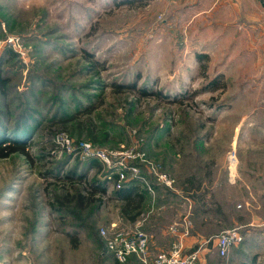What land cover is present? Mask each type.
Returning <instances> with one entry per match:
<instances>
[{
	"label": "rangeland",
	"instance_id": "rangeland-1",
	"mask_svg": "<svg viewBox=\"0 0 264 264\" xmlns=\"http://www.w3.org/2000/svg\"><path fill=\"white\" fill-rule=\"evenodd\" d=\"M209 1L0 0V145L25 147L0 157V264H145L119 262L101 230L154 221L148 199L127 222L136 206L114 196L115 167L62 150L60 133L144 152L189 186L197 210L225 225L211 220L200 239L242 230L233 206L264 223V40L227 28ZM148 231L152 260L166 239L159 224ZM251 243L219 256L212 239L200 264H264V249L241 252Z\"/></svg>",
	"mask_w": 264,
	"mask_h": 264
},
{
	"label": "built area",
	"instance_id": "built-area-1",
	"mask_svg": "<svg viewBox=\"0 0 264 264\" xmlns=\"http://www.w3.org/2000/svg\"><path fill=\"white\" fill-rule=\"evenodd\" d=\"M8 42L23 57L26 55L22 50L21 42L17 36H9ZM57 143L62 150L72 153L80 158H95L103 161L108 166L115 167L116 170V188H122L129 181H141L146 185L149 192L154 193L153 183L149 182L141 172V165L145 163L148 172L158 181L165 182L172 186L174 179L169 178L167 174L160 172L159 166L148 160L144 152H135L127 150L125 153L118 150H108L96 147L92 141L80 140L74 142L66 133L57 135ZM144 185V186H145ZM192 222L185 217L182 220L174 222L169 227V232L175 239L171 247L167 250H161L150 260V236L143 229V219L137 221L133 227L118 229L108 233L102 229L101 233L106 237V246L112 252L119 262H125L132 255H137L145 264H200L209 242L214 239L219 256H226L231 247L243 241V235L240 227L233 226L218 234L215 238L201 239L195 249L186 252L185 239L190 236Z\"/></svg>",
	"mask_w": 264,
	"mask_h": 264
},
{
	"label": "crops",
	"instance_id": "crops-1",
	"mask_svg": "<svg viewBox=\"0 0 264 264\" xmlns=\"http://www.w3.org/2000/svg\"><path fill=\"white\" fill-rule=\"evenodd\" d=\"M179 1L187 2L189 4H196L200 0ZM204 10L205 12H209V15H214L215 11L221 12V23L227 26V28L230 26H234L236 32L238 33L251 31L253 34L257 35L258 40H264V0H211L207 3V6L204 8ZM261 48H264V43L261 45ZM132 185H141V190L134 191L129 198V202L127 199L125 200L129 205H125L126 207L124 208V211L129 213L130 210H132V206H141V203H143L145 197L146 200L148 199L147 203L149 202V204L147 207H152L151 210L154 213L153 217L155 220L153 221L152 218H149V220L147 218L144 219V217L143 222H145V230H151L153 224H157V226L159 224V233H163V236L166 239H163L162 245L158 244L159 249L153 248L157 252L161 250H167L171 247L173 237L169 232V227L174 222L182 220L185 217L189 218L192 222V235L186 237L185 239L186 252H189L196 248L198 242H200L201 240L199 238L200 236H203V234L205 233H210L208 232L206 227L210 225L211 220L214 221V224L217 222L221 223V228L225 226L224 224L222 225V220L217 216L213 217L206 214L209 212H206L205 209L203 211L197 210L196 206H194L195 199L193 197H190L189 195L191 190L189 186L187 188L188 192L186 194H183L182 192L184 191L180 188L178 189L174 185L172 189L165 187L166 189L163 190V188H160L159 186L153 184L155 191L153 194H151V192H149V190L145 186H143L142 183L136 182V184ZM143 191L144 193H140L141 196L137 195L139 192ZM169 193H171L170 197L168 195ZM133 197L136 199L132 200ZM156 198L158 199L157 206H155L154 204ZM137 209L138 208L131 212L129 214L130 216H127V222L133 223L138 218L137 215H133ZM233 209L236 210L235 213H238V215H240V220L237 223H239L243 228V231H241L244 234L245 241L247 238H250L251 242H253L250 246L249 244H246L244 247L241 246V252L244 253V251H251L252 255H254L261 250L263 251L264 246L260 241L262 238L264 239V223H258L260 222L258 220V218H260L258 216L259 214L257 215L254 212H251V214H249L248 210H241L240 213L239 209L237 210L235 206H233ZM168 215L170 216V219L168 220L167 224H169L170 222L171 224L168 227H166L167 224H165V226H163L162 228V226H160V222L162 223L163 218H168Z\"/></svg>",
	"mask_w": 264,
	"mask_h": 264
},
{
	"label": "trees",
	"instance_id": "trees-1",
	"mask_svg": "<svg viewBox=\"0 0 264 264\" xmlns=\"http://www.w3.org/2000/svg\"><path fill=\"white\" fill-rule=\"evenodd\" d=\"M2 81H3V79H1V70H0V82H2ZM7 148H9L10 152H12V151H17V149H22V151H24L25 147H24V145H21V144L20 145L19 144H15V145L9 144V146H6V147H5V145H0V157L7 156L10 153L9 151H5ZM95 162H97V161H95ZM126 185L123 186L122 188H117L116 190H114V192H113L114 196H116L119 199H125V200L127 199L128 200L131 196V191L133 189H135V187H134V185H130V186L126 187ZM106 189L107 188H105V186H104V189L102 191L105 192ZM140 193H144V191L139 192L137 195L141 196ZM138 207L139 206H137L136 208H138Z\"/></svg>",
	"mask_w": 264,
	"mask_h": 264
}]
</instances>
